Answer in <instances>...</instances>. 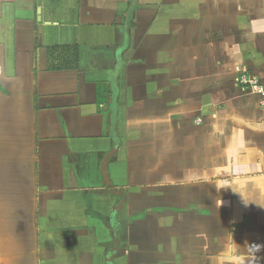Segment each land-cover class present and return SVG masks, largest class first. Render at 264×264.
Listing matches in <instances>:
<instances>
[{"label":"crops","instance_id":"crops-1","mask_svg":"<svg viewBox=\"0 0 264 264\" xmlns=\"http://www.w3.org/2000/svg\"><path fill=\"white\" fill-rule=\"evenodd\" d=\"M59 1L0 0V211L25 225L0 264H264V0H198L180 27ZM71 6L93 33L43 36L76 31Z\"/></svg>","mask_w":264,"mask_h":264},{"label":"rangeland","instance_id":"rangeland-1","mask_svg":"<svg viewBox=\"0 0 264 264\" xmlns=\"http://www.w3.org/2000/svg\"><path fill=\"white\" fill-rule=\"evenodd\" d=\"M67 1L68 0H60L59 1V5L61 6V4H64ZM69 1L71 2V4H73V2L77 1V0H69ZM197 1L198 0H132V5L129 7V10L127 11V19L132 17L133 10L135 9L136 6H138L139 8H146V10H145L146 12L142 11L141 15L137 14V17H139V18L142 17V18L145 19V23L147 21L148 22L147 24H150L152 21L155 20L154 22L157 23L158 25H164L165 24V13L164 12H166V8H168V6H172V7H170V9L172 10V14H173L172 17L175 18V22L180 27V23L183 20L182 19L183 18L182 14L184 15V13L185 14L187 13L188 15L190 13H195V15H193V14L190 15L189 18H191L193 21L196 22V14H197L196 2ZM189 4L193 5V8L190 7L192 12H191V10H188V11L185 10V7L187 5H189ZM148 5L151 6L152 8H150V9L147 8ZM63 9L65 10V8H63ZM68 12H67V15L70 18L69 20L64 18L63 13H62L61 10L59 12V16L58 17L60 19V22H62V23H68V22L76 23L77 26H78L76 31H75L76 33L72 32L68 28H65V27L63 28V27H60V26L57 27L58 30H54V28H51V27H44L43 36L48 37V36H51L53 34V37H56L55 40L64 41V40H70V39L74 38V35L78 34V33L81 35V37H87L90 33H93V30L91 31V28H81V26L78 25V20L76 18L77 10H74L73 7L71 6V7H69ZM172 24H173V22H172ZM143 27L140 26V30L138 29V31L141 32ZM146 28H147V30H146ZM152 30H154V29L150 28V26L149 27H147V25L145 26V32L149 33V32H152ZM68 31H70V32H68ZM145 32L143 33V31H142L141 32V33H143L142 35H144ZM175 34H177V33L173 30V35H175ZM165 43L163 42L162 43L163 45L161 46L160 51L158 50L160 53L163 52L164 47H165V45H164ZM178 46L181 47V45H178ZM172 47L173 48H172V54H171L172 58H171V60L173 61L172 65H174L172 70H173V73L175 74L176 72H178L180 70V68L182 66V64H179L178 66H175V64H176L175 61L177 59L178 60L180 59L179 58L180 57L179 54L181 53L180 52L181 50H180V47H177V42L174 43V45ZM157 55H156V58H154L155 56L154 57L150 56L151 58L157 59L156 64L151 62V59L148 60V58H147V61H145V62L141 61V65L143 63V65L145 66V68L142 67V70L145 72V74L149 75V73H151V67L154 68L156 71H158V69L161 67L159 64L164 61L163 59L165 58V56H164V54H162V55H160L161 57L159 58V56H157ZM163 56H164V58H163ZM148 61L152 63L151 67H149L147 65ZM154 66H156V67H154ZM151 75L161 76L159 74H151ZM165 75L166 76L170 75L169 70H166ZM161 78L162 77H160V79H159V77H157V80L160 81ZM134 79L137 80L138 78L134 77ZM146 79H148V78H146ZM18 92H20V91H18ZM2 193H5V188L4 187L0 188V194H2ZM19 205H20V202H19ZM3 214H4L3 211H0V253L4 254L5 253L6 242L10 241L9 233H11V231H12V235H14V234L15 235L16 234L19 235L20 231H22L23 228H25L24 227L25 225H24V222H22V221H24V219H22L21 217L12 215V216H8L7 219H6V217ZM66 221L67 220H65V219L64 220L63 219L60 220L62 225H64L66 223ZM31 222H32V220H31ZM33 222H34V220H33ZM29 225H30V223H29ZM11 226H12V228H11ZM56 226H57V224H56ZM47 233H50V231H48ZM49 235L52 236L51 234H49ZM20 238L21 237H19V236L16 237L17 240H19ZM58 238L61 239V235L59 233H58V236L56 238V241H57ZM66 240H67L66 237L63 236L62 241H66ZM68 244H70V243H68ZM63 249L66 252L65 247ZM1 264H4V263H1Z\"/></svg>","mask_w":264,"mask_h":264},{"label":"trees","instance_id":"trees-1","mask_svg":"<svg viewBox=\"0 0 264 264\" xmlns=\"http://www.w3.org/2000/svg\"><path fill=\"white\" fill-rule=\"evenodd\" d=\"M66 47L62 46L59 47V49H65ZM73 53L72 56H75V60L78 59V46L77 45H73ZM58 49V46H53V47H49L48 48V57L50 58V64L48 66L49 69H63V68H68L67 64H63V63H56L58 62V59H56V57H54V55H56L58 58L61 57V54L56 53L55 51ZM55 62V63H54ZM73 68V67H71Z\"/></svg>","mask_w":264,"mask_h":264},{"label":"built area","instance_id":"built-area-1","mask_svg":"<svg viewBox=\"0 0 264 264\" xmlns=\"http://www.w3.org/2000/svg\"><path fill=\"white\" fill-rule=\"evenodd\" d=\"M238 82L255 92H263V87L258 83L256 77L246 74L244 71L238 77Z\"/></svg>","mask_w":264,"mask_h":264}]
</instances>
